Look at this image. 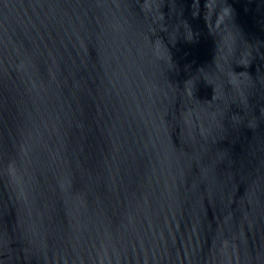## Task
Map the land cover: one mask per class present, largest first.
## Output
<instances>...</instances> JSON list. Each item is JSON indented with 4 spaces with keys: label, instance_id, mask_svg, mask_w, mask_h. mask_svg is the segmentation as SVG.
<instances>
[{
    "label": "water",
    "instance_id": "water-1",
    "mask_svg": "<svg viewBox=\"0 0 264 264\" xmlns=\"http://www.w3.org/2000/svg\"><path fill=\"white\" fill-rule=\"evenodd\" d=\"M0 264H264V0H0Z\"/></svg>",
    "mask_w": 264,
    "mask_h": 264
}]
</instances>
